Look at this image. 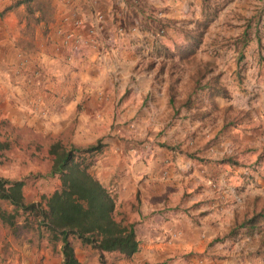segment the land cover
<instances>
[{
    "label": "crops",
    "instance_id": "obj_1",
    "mask_svg": "<svg viewBox=\"0 0 264 264\" xmlns=\"http://www.w3.org/2000/svg\"><path fill=\"white\" fill-rule=\"evenodd\" d=\"M11 2L1 0L0 10ZM53 2L54 19L36 25L32 38L23 32L25 19L14 9L0 15V116L41 136H60L78 145L103 143L90 171L118 194L121 208L134 220L139 246L130 257L104 252L105 261L92 248L77 247L79 262L264 264L263 249L253 251L259 246L249 243L245 227H233L235 210L250 195V178L258 177L252 171L257 166L228 163L220 168L217 161L196 158L195 147L141 142L145 131L138 120L191 118L182 106V113L173 108L166 68L153 61L145 65L156 54L163 55L155 52L162 39L151 28L154 9L162 0ZM65 17H79L83 24L74 27ZM67 31L82 37L81 42L68 38ZM28 39L33 48L25 42ZM161 72L164 82L157 84L154 75ZM156 86L161 91H154ZM155 135L156 131L148 133ZM256 180L264 189V177ZM27 245L12 264H63L62 253L43 247L33 256ZM188 250L201 253H185ZM213 251L225 255L211 259L207 255Z\"/></svg>",
    "mask_w": 264,
    "mask_h": 264
},
{
    "label": "rangeland",
    "instance_id": "obj_2",
    "mask_svg": "<svg viewBox=\"0 0 264 264\" xmlns=\"http://www.w3.org/2000/svg\"><path fill=\"white\" fill-rule=\"evenodd\" d=\"M58 1L70 3L69 0ZM146 5L144 3L143 7ZM154 11L152 32L162 39V46L157 47L155 52L163 53L165 57L156 54L145 65L153 61L157 67L166 68L170 91L174 94L171 101L173 108L179 111L182 106L190 112L191 118L168 120L169 116L164 115L153 116L156 119L152 123L138 120L141 131H145L141 142L152 141V146L166 142V146L173 148L195 147L194 156L201 161L207 160L210 164L217 161L220 168L227 167L228 163L246 168L257 166L252 170L258 174L256 179L264 177V0H170L169 3L162 0V3L156 4ZM138 26L144 27L141 22ZM199 29L201 35L194 53L183 57V46L190 41L188 36ZM167 49L172 50L174 55L167 56ZM206 62L212 63V69L200 76L199 71L206 66ZM215 74H218V82L227 88L228 96L211 95L214 83L208 80ZM163 75L162 72L156 73L153 81L161 84L164 82ZM196 79L200 82H196ZM195 87L198 89L195 90ZM154 91L161 89L156 86ZM145 105L148 106L147 103ZM226 106H230L228 115L244 109L249 111L250 117L224 128ZM195 107L196 111L193 110ZM153 131H156V135L148 137V133ZM234 147V152L228 151ZM217 150L220 152L216 153ZM14 154L13 161L0 164L1 176L19 177L39 167L34 163H23L22 150L18 149ZM227 157H233L236 162L223 161ZM256 179L250 178V195L235 210L237 216L233 227H245V235L250 237L249 243L259 246V250L255 247L253 251L257 253L261 248L264 253V216L253 226L240 225L243 216H251L264 204L262 181ZM57 183V177H41L29 180L23 190L27 199L42 200V195L50 194ZM237 187L241 190L245 188L242 184H237ZM122 211L128 216L124 209ZM237 227L233 232H239ZM26 243L29 245L25 248H33L30 253L33 256L43 248L27 240L21 244L7 243L0 235V261H9L10 264L11 261H19ZM6 245L8 249H5ZM200 251L188 250L185 253L194 252L199 256ZM220 255L225 254L213 251L207 256L214 259Z\"/></svg>",
    "mask_w": 264,
    "mask_h": 264
},
{
    "label": "trees",
    "instance_id": "obj_3",
    "mask_svg": "<svg viewBox=\"0 0 264 264\" xmlns=\"http://www.w3.org/2000/svg\"><path fill=\"white\" fill-rule=\"evenodd\" d=\"M11 9L25 19L23 32L30 38L36 25L47 23L55 16L51 0H12L10 5L0 10V15ZM43 29L46 33L47 29ZM200 35L199 29L188 36L190 41L183 46V57L194 53ZM25 42L30 43V48L34 47L31 39ZM165 52L167 56L174 55L172 50ZM205 65L199 71L200 76L212 69L211 62ZM208 81L214 83L211 95L228 96L227 88L218 82V74L211 75ZM196 82L200 81L196 79ZM170 95L173 101V92L170 91ZM229 107H225L224 128L250 117L249 111L244 109L228 115ZM102 146L100 140L78 145L60 136H41L27 126L16 125L9 118L0 116V164L13 161L14 153L20 149L23 163L32 161L39 166L19 177L0 175V235L3 240L16 244L27 240L38 247H48L62 253L63 264H81L75 254L77 247L92 248L101 261H105L104 252H118L123 257L136 252L139 241L134 220L122 211L118 194L90 171L95 153ZM223 161L236 162L233 157ZM41 177H57L58 183L50 194L42 195V200L27 199L24 185ZM263 216L264 204L251 216H246L240 225L253 226ZM5 249H8L7 245Z\"/></svg>",
    "mask_w": 264,
    "mask_h": 264
},
{
    "label": "built area",
    "instance_id": "obj_4",
    "mask_svg": "<svg viewBox=\"0 0 264 264\" xmlns=\"http://www.w3.org/2000/svg\"><path fill=\"white\" fill-rule=\"evenodd\" d=\"M66 21H70V23L74 26V27H79L80 25H82L83 24V22L81 21V19L79 18V17H72L71 19H68V17H65L64 18ZM89 32L91 33V34H93L94 33V30L93 29H91V30H89ZM66 36L68 37V38H75L76 39V41H77V43L78 42H81V39H82V37H80V36H78V34H76L74 31H67L66 32ZM175 235V233L174 232H172L171 233V236H174Z\"/></svg>",
    "mask_w": 264,
    "mask_h": 264
}]
</instances>
